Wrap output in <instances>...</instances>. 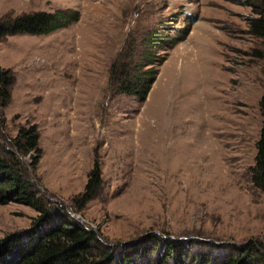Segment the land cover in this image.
<instances>
[{
  "label": "rangeland",
  "instance_id": "374dc122",
  "mask_svg": "<svg viewBox=\"0 0 264 264\" xmlns=\"http://www.w3.org/2000/svg\"><path fill=\"white\" fill-rule=\"evenodd\" d=\"M248 1L0 0V17L79 10L50 33L0 38V71L11 76L9 96L0 95V144L49 204L110 242L155 233L211 241L214 251L249 240L264 248V193L248 172L262 123L264 36L251 31ZM188 21L183 40L158 50L165 58L143 101L109 87L112 61L142 48L150 28L173 34ZM31 125L35 165L37 152L14 144ZM95 161L101 183L79 207ZM36 215L0 202V238Z\"/></svg>",
  "mask_w": 264,
  "mask_h": 264
},
{
  "label": "trees",
  "instance_id": "16d2710c",
  "mask_svg": "<svg viewBox=\"0 0 264 264\" xmlns=\"http://www.w3.org/2000/svg\"><path fill=\"white\" fill-rule=\"evenodd\" d=\"M256 13L250 19L251 31L264 36V0L247 2ZM79 17L75 8L37 9L0 17V38L15 33L47 34L68 26ZM195 18H192V20ZM191 20V18L189 19ZM190 21L175 28L174 33L163 32L153 26L144 36L142 48L129 52V58L118 56L110 66L109 87L119 93L143 101L156 78L157 64L165 54L158 50L171 48L190 31ZM165 35H162L164 34ZM7 70L0 71V95L9 96L11 82ZM262 123L256 140L254 161L248 167L254 186L264 193V93L259 100ZM38 135L34 125L21 127L15 147L32 156V164L39 159ZM101 183L100 168L95 161L77 199L81 207L95 193ZM15 200L37 211L30 225L9 232L0 238V264H264V248L255 241L227 243L215 250L211 241L193 238L177 240L171 236L149 233L130 243L110 242L94 227L87 226L70 214L64 206L49 204L27 176L15 151L0 144V202Z\"/></svg>",
  "mask_w": 264,
  "mask_h": 264
}]
</instances>
